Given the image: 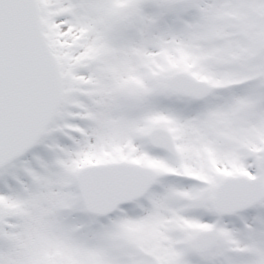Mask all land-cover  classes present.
<instances>
[{
  "label": "snow or ice",
  "instance_id": "snow-or-ice-1",
  "mask_svg": "<svg viewBox=\"0 0 264 264\" xmlns=\"http://www.w3.org/2000/svg\"><path fill=\"white\" fill-rule=\"evenodd\" d=\"M0 264H264V0H0Z\"/></svg>",
  "mask_w": 264,
  "mask_h": 264
}]
</instances>
